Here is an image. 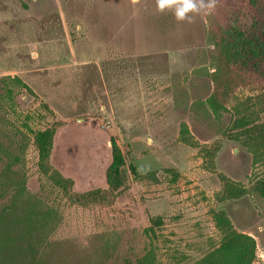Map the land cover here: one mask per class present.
I'll return each mask as SVG.
<instances>
[{"label":"rangeland","instance_id":"obj_1","mask_svg":"<svg viewBox=\"0 0 264 264\" xmlns=\"http://www.w3.org/2000/svg\"><path fill=\"white\" fill-rule=\"evenodd\" d=\"M208 10L178 22L156 0H0V208L21 182L52 211L46 264H194L220 243L218 211L264 264V167L231 140V107L260 91L219 116L205 104ZM35 139L66 191L40 173ZM221 176L247 194L217 202Z\"/></svg>","mask_w":264,"mask_h":264},{"label":"trees","instance_id":"obj_2","mask_svg":"<svg viewBox=\"0 0 264 264\" xmlns=\"http://www.w3.org/2000/svg\"><path fill=\"white\" fill-rule=\"evenodd\" d=\"M212 4L205 16L206 41L212 46L209 61L212 72L206 74L212 92L205 104L212 114L219 116L235 100L237 91H260L259 95L231 107L235 116L231 140L252 155L253 164L264 167V120L258 117L264 113V0H212ZM14 80L32 93L18 78ZM179 134L182 143L195 146L186 124L180 125ZM42 140H34L39 151L38 169L53 185L66 191L58 176L48 172ZM215 155V149L203 150V158L210 168ZM165 171L171 172V169ZM220 179L223 189L216 195L217 202L237 200L247 194L240 184L224 176ZM255 189L264 200V182L257 183ZM52 216L51 210L44 211L36 198L26 192L24 183H17L9 204L0 208V264H46L44 252L50 244L46 230ZM212 218L221 234L220 243L194 264H252L255 240L236 232L224 211L213 212ZM153 223L158 226L160 220L156 218ZM101 242V255L109 249L115 250L114 239L105 237Z\"/></svg>","mask_w":264,"mask_h":264},{"label":"clouds","instance_id":"obj_3","mask_svg":"<svg viewBox=\"0 0 264 264\" xmlns=\"http://www.w3.org/2000/svg\"><path fill=\"white\" fill-rule=\"evenodd\" d=\"M156 4L159 12L171 11L178 22H191L213 6L212 0H156Z\"/></svg>","mask_w":264,"mask_h":264}]
</instances>
